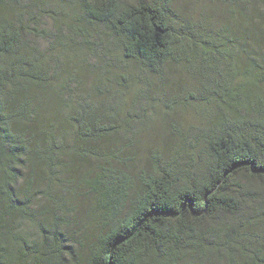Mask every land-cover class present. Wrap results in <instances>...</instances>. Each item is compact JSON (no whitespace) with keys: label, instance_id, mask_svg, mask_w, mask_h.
I'll return each mask as SVG.
<instances>
[{"label":"trees","instance_id":"16d2710c","mask_svg":"<svg viewBox=\"0 0 264 264\" xmlns=\"http://www.w3.org/2000/svg\"><path fill=\"white\" fill-rule=\"evenodd\" d=\"M0 264H264V0H0Z\"/></svg>","mask_w":264,"mask_h":264},{"label":"rangeland","instance_id":"374dc122","mask_svg":"<svg viewBox=\"0 0 264 264\" xmlns=\"http://www.w3.org/2000/svg\"><path fill=\"white\" fill-rule=\"evenodd\" d=\"M193 8V7H192ZM189 118V117H188ZM158 124V123H157ZM148 142V144H150V142L149 141H147ZM152 142V141H151Z\"/></svg>","mask_w":264,"mask_h":264}]
</instances>
